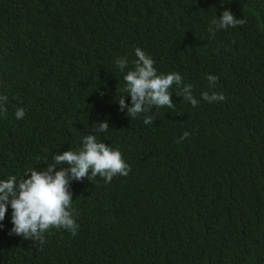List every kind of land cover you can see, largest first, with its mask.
Masks as SVG:
<instances>
[{
	"label": "trees",
	"instance_id": "obj_1",
	"mask_svg": "<svg viewBox=\"0 0 264 264\" xmlns=\"http://www.w3.org/2000/svg\"><path fill=\"white\" fill-rule=\"evenodd\" d=\"M225 9L246 23L213 35ZM137 47L198 105L173 85L153 124L121 111ZM0 96V180L77 151L105 121L98 141L131 169L70 182L76 235L25 240L9 205L0 264H264V0H0Z\"/></svg>",
	"mask_w": 264,
	"mask_h": 264
},
{
	"label": "clouds",
	"instance_id": "obj_2",
	"mask_svg": "<svg viewBox=\"0 0 264 264\" xmlns=\"http://www.w3.org/2000/svg\"><path fill=\"white\" fill-rule=\"evenodd\" d=\"M245 23V19H237L230 10L225 9L219 18L211 21L214 28L210 27L209 30L214 35L215 30L235 28ZM135 56L137 59L134 61V69L124 75L123 91L127 93L126 96L131 97V106L125 103L126 96H123L118 100L121 111L127 108L130 118L143 114L144 124H153L154 107L175 108L170 92L173 85L180 88V95L193 107L198 105L199 101L192 95V85H184L180 73L158 74L154 66L155 61L139 47L135 49ZM116 64L123 72L128 66V60L120 58ZM207 80L209 87H214L218 77L209 75ZM201 95L209 103L225 99L223 94L215 92L211 95L203 92ZM6 101L7 96H0V111L4 114L7 112L3 106ZM24 115V109H17V119H22ZM92 126L93 134L83 138L82 147L77 151L67 150L57 154L52 164H47L43 170L28 169L19 180L15 175L0 180V221L5 219L10 205L13 224L11 233L31 240L34 244H43L44 233L52 228L65 229L76 235L78 225L74 219L76 213L72 207L73 193L70 191V182L82 181L85 178L91 182L100 176L108 183L114 176L129 174L130 166L123 159L121 152L97 139L98 134L109 130L108 123H93ZM188 135L189 133L185 132L181 139ZM58 166L60 170H56Z\"/></svg>",
	"mask_w": 264,
	"mask_h": 264
}]
</instances>
